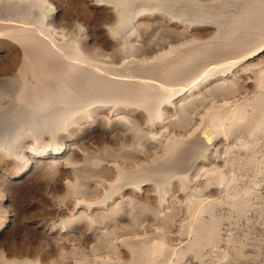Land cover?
Returning a JSON list of instances; mask_svg holds the SVG:
<instances>
[{
  "label": "bare ground",
  "instance_id": "bare-ground-1",
  "mask_svg": "<svg viewBox=\"0 0 264 264\" xmlns=\"http://www.w3.org/2000/svg\"><path fill=\"white\" fill-rule=\"evenodd\" d=\"M88 2L96 14L92 21L78 13L66 23L65 5L54 0H0V60L10 63L12 69L6 79L0 80L9 83L5 92L10 97L7 106H0V209L10 206L13 198L20 201L21 190L42 189L50 212L62 217L70 215L62 230L39 233L31 227L38 235L35 237L45 240L43 251L66 250L56 264L98 260L100 236L105 230L117 225L124 231L148 228L149 190L155 185L149 180L150 167L173 164L187 142L168 136L172 123L179 124L189 109L202 101V96L229 91L237 76L245 78L253 71L255 79L248 81L257 86V92L235 108L233 112L238 117L225 125V116L231 112L215 108L212 113L216 115L208 112L200 117L202 123H213L214 139L195 135L209 150L220 147L225 138L234 134L248 135V142L242 141L238 152L246 157L239 162L243 173L254 176L251 183L239 172L241 184L249 190L245 189L241 197L236 194L232 199L210 200L197 207L181 229L180 250H165L159 242L141 255L144 264H159L164 256L170 258V264H228V256L221 253L219 246L238 251L243 245L232 240L240 230L233 222L264 214V158L261 160L251 150L259 144L256 138L264 129V75L254 70L264 57V0H213L208 9L204 0ZM198 6L205 8L200 10ZM201 11V19L184 21L190 12ZM100 17H115L117 24L100 26ZM196 26L214 32L212 37L187 46H167L160 37L164 31L190 33ZM228 59L232 63L223 64L224 69L221 64V69L214 66ZM197 74L202 75L199 80ZM178 83L188 87L173 94L168 86ZM210 107L214 108L213 104ZM169 113L173 118L168 117ZM75 131L77 138L73 137ZM100 133L105 141L118 145L110 149L112 155L105 162L93 159V152L83 148ZM117 150L122 151L123 166L114 155ZM231 153L228 150L227 159L211 153L212 160L231 168L233 157L239 156ZM258 155L264 154L258 151ZM112 171H116L117 181L114 193L107 194L100 173ZM222 172L203 181L204 192L240 188L239 183L234 184L235 179H240L224 178ZM212 179L214 186L209 184ZM167 192L158 195L160 211L155 217L166 222L175 213L173 206L166 203ZM34 201L37 202L35 198ZM187 206L195 207L196 203ZM217 207L239 219L220 221L212 213ZM111 215L117 217L116 224L100 228V217L108 219ZM16 226L14 215L0 219V264H14L2 248L16 232ZM233 227L234 234L227 233ZM5 229L10 232L4 233ZM84 246L91 250V259ZM212 256H219L218 260L213 262Z\"/></svg>",
  "mask_w": 264,
  "mask_h": 264
},
{
  "label": "rangeland",
  "instance_id": "rangeland-1",
  "mask_svg": "<svg viewBox=\"0 0 264 264\" xmlns=\"http://www.w3.org/2000/svg\"><path fill=\"white\" fill-rule=\"evenodd\" d=\"M54 1L56 3L65 5L63 6V8H65L64 10H65V18H66L65 22L66 23H70L72 21L71 18L77 15L78 13L83 14L82 15L83 18L89 21H92L96 16L94 9L89 6L88 0H59V1L54 0ZM204 2L206 3L204 5L205 7H207L206 9L210 8V6H212V4L214 3L213 0H204ZM204 6H198L197 8L200 7L199 9L203 10L205 8ZM201 13L202 11L199 13L190 12V14L184 17V21L187 23V21H189L190 18H192L193 20L201 19L199 17V14ZM90 15H93V16H90ZM100 16L102 15L100 14ZM98 20L100 22L99 23L100 26L115 27L117 24L115 17L111 19H107V17L106 18L100 17V19ZM213 33L214 32H209L203 29L202 26H196V28L190 33L180 32V33H177L178 35H176L174 32L169 33L167 31H164L160 33V37L164 40L167 46L169 45L175 46V44L187 46L192 43H202V42L208 41L212 37ZM225 63H228V64L232 63V59L220 61L219 64L218 63L216 65L214 64V66H218L217 68H220V67L222 68L223 67L222 65ZM9 64L10 63L6 62L5 60H0V80L1 81L6 79L11 73L12 69L10 68L11 66L9 67ZM222 69H224V67ZM255 69L258 70L257 72L259 73L261 71L260 74L264 75V57L260 62L255 64L254 70ZM254 73L256 74V71H254ZM200 75L198 74L196 75V77H198L196 78V80H199ZM247 75H249V77ZM247 75H245V78L247 77L246 79L244 78V75L237 76L239 78L236 79L234 87L231 88V90L229 89V91H222L219 94L217 92L215 93L216 95L210 94L212 96H208V97L202 96L204 97L202 98V101L203 99L205 100L210 99V101L202 102L200 100L198 104L194 105L193 107L189 109L186 116L179 122V124L172 123L173 128H170L171 130H169L170 133L168 134V136L171 138L183 139V140H186L187 142L185 141L186 144L182 146V149L180 150V153L177 155L178 157L173 161V164H170V165L167 164L165 166L164 165L163 166L154 165L155 168L153 166L150 167L151 171H150L149 180L153 185L154 184L155 185L153 187L154 189L152 188L151 190H149L150 199H149L148 205H149V212L151 215L150 217L151 220H150L148 228H145L143 230H138V231H127V230L124 231V229H119L118 228L119 225H117L116 227H114L115 229L105 230L106 232H104V235L100 236V251L97 252L99 253L98 260L96 261L90 260L89 262H86L85 264H104V261H108L107 264H137V262L138 264H144L141 258L142 253L144 251H149L153 245L158 244L159 242L163 243L165 250H170L173 252L178 251L183 245V242H181L179 239V236L181 235V232H182L181 229L183 225H185L189 221L188 219H190V217L193 216L194 213L197 212L198 210L197 207H200L203 203L208 202L210 200L219 201V200H223L225 197L226 198L228 197V199L229 198L232 199L233 196L236 194H238L239 197H241L243 193L246 192V190H249L247 189V187H245L246 184L244 185L241 184L242 180L244 179L245 176L246 177L248 176L247 178H249L248 180H250L251 182L254 180L252 179L254 178V176L252 175L253 177L251 176L252 177L251 178L248 174L245 173L246 174L245 175L239 164V162L241 161V158H246L239 153L241 151L239 149H241L242 145L244 144L242 141L247 140L245 141V143L248 142V139H249L248 135L247 134L245 135L244 134L243 135L234 134L229 139L225 138L223 141V144H221V146L218 145L220 147L218 148L215 147L213 150H209L206 143H204L203 140L200 139L199 135L198 137L195 136L196 134H200L204 138H206L207 136L206 140L211 141L214 139L216 135V131H214L213 123H211V125L208 123H202L201 118H200L204 115L206 116L208 112H209V115H216V113H212V111H215V110H221L222 112L225 111L227 113L231 112L230 114H228V117L225 116L224 123L225 125H228V126H229V123H231V121H234L236 117H238L239 114H236L233 112L235 108L240 106L241 103L245 102L248 98L250 99V97L254 96V94H256L255 92H257V86L254 87V85L251 84L252 81H248V79H250L251 77L253 78V81H254L255 77L253 75V71H251L250 74H247ZM180 83L183 84L184 82H180ZM185 84L188 85V83L186 82ZM8 85L9 83H6L4 81L3 83H0V99H1L0 106L1 105L7 106L10 103V100H9L10 97L8 95V92H5ZM176 85L173 84V86L172 85L168 86L170 87L173 94L178 89H181V88L184 89L185 87V85L179 86V83ZM211 104H213L214 106V108L212 109H210ZM167 115H169L168 117L173 118L172 113H169ZM262 129L263 127L260 129L261 132L259 131H258L259 133L257 132L259 134V138L257 137L258 134L257 135L255 134V136L257 137L256 139L260 142L254 140L255 138L254 136H253L254 138L252 137L253 140L257 142V144L259 143L258 144L259 146L255 144L257 145L256 147L258 148L254 146L251 148L252 151L256 152L254 154L257 157H260L261 160L264 158V155H263L264 154V135L261 136L264 132V129H263V132H262ZM73 133H74L73 137L77 138L78 132L75 131ZM102 134L103 133L98 134V136H96V138L94 139L91 138L90 141L83 146V148L86 151L93 152V154H91L92 156L94 155L93 159H100L101 161L105 162L106 159L112 155L110 154V149L112 150L116 149L118 145L117 143L114 144V142L111 143L108 140H106L108 141L106 142L105 139H103ZM253 148L254 149L256 148V151ZM121 150H117V152L120 151L119 158L118 156H116L117 152H115L114 155L117 158L119 165L123 166V158H121V155H120L123 150L122 151ZM228 150L232 152L231 156L234 153H238L234 155H239L237 157H233V162H232L233 164L231 168L226 167L225 164H223V162L221 164L220 163L216 164V162L212 160V155L214 153L215 155H218L222 158L227 159ZM258 151L263 156L258 155ZM207 152L210 153V154L208 153V156H207ZM204 156L205 157L207 156V159H204L205 158ZM153 162H154V159L151 158V163ZM236 165L238 166L236 167ZM158 168L160 171L158 170ZM220 171H223L222 173H223L224 178L226 177V178L232 179L234 177L233 179H235L236 177L237 179H240V180L235 179L234 184L239 183V185H241L242 187L240 186V188L238 189L229 188L231 190H228L225 192H221L218 189H217L218 190L217 192L215 188H214L215 192L213 189H210L209 191L204 192L206 186H204L205 183L203 181L206 180L208 177H214V175H217L216 173H220ZM239 172L241 174H244L242 180H241L242 176ZM107 174L100 173V180H102V185L103 183L105 184L103 187L106 190L107 194L114 193L113 189L115 188L114 186L116 185L114 181H117L116 171H112ZM171 180L173 181L171 182ZM244 180L246 181L247 179H244ZM168 183H171L172 185ZM215 183L216 182L213 179L211 182H209V184L212 186L216 185ZM169 185L171 186L169 187ZM239 185L237 184V186ZM166 186L168 187L167 190H166ZM233 186L235 187V185ZM110 188L112 189L110 190ZM39 189L40 188L34 187L32 189H28V190L26 189L24 191L23 190L19 191L20 201H17L15 200V198H13L11 199L12 201L10 202V206L5 207L4 211L0 209V219L2 220L5 218V215H8V214L9 216L10 215L15 216V223L17 224L16 230H15L16 232H14L15 234L14 233L12 234L13 236L11 235L9 238L6 239L7 243L5 242V247L2 248L3 252L8 256V258L12 259L14 264H44V263L45 264H56L60 255L61 254L63 255V252H67L66 250L64 251L62 249L54 251V252L43 251L46 245L45 240H42V238L40 237H35L38 235L34 231L31 230L32 229L31 227H33L34 229H37L39 233H49V232H53L56 230H62L63 226L67 225L66 221L70 219L69 218L70 215L68 216L65 215L62 217V216L56 215L53 211L50 212L49 211L50 205L46 204L47 197L43 193L44 191H42V189L41 190ZM100 192H101L100 193V198H101L104 190ZM161 192L168 193L167 194L168 197L166 198V203H169L171 207L173 206V209L175 210V213L171 215L172 216L171 219L167 222L164 220L163 222L162 220L155 219V217L159 214V211H160V206L157 201L159 198L158 195ZM207 192H209L210 195ZM32 197H33V200H32ZM40 197L41 198L43 197V198L40 199ZM34 198L37 201L36 203L34 201ZM190 202H195L196 206L189 208L187 205ZM23 204L25 205L24 207H23ZM221 210H219V208L217 207L215 211L212 212L213 215H215V217L217 218L219 217L218 219H220V221L221 220L224 221L223 219H225V221L230 220V219L232 221H236L239 219L237 217L235 218L234 214H233L234 216L233 217L230 212L228 214L229 210L228 211H226V209H223L222 211ZM230 215L232 216V218ZM210 216L212 215L210 214ZM259 217L261 218L247 216L245 217V219H243L240 217V220H238L237 223L233 222L235 228L239 229L240 227V230H238L239 232L234 234L233 233L234 227L233 229L231 228L230 230L227 231V233L234 234V237L232 240H234L236 244L243 243V245H241L238 249H236L238 251H233V250L231 251L229 249L223 248L222 246L221 247L219 246L218 249L221 250V253L223 255L225 254L228 256V262H229L228 264H264V214L260 215ZM107 218L108 219L100 217V228H105L108 224H112V226L116 224L117 217L115 215L108 216ZM254 224H256V227L258 226L255 229L253 228ZM87 229L88 228H86V230ZM9 232L10 230L9 231L6 229L4 230V233H9ZM254 246H256L257 248ZM132 247H133V251H132ZM134 247H137V249H135ZM6 248L7 249L9 248V250L7 251ZM84 251H85V254L88 255V257L90 258L92 255V252L89 249V247L84 246ZM36 252H38V254H36ZM131 253L133 254L130 255ZM135 254L136 256H134ZM216 257L217 256H212V259L211 258L210 259L214 262L215 260L216 261L218 260L219 256L217 258ZM207 262L210 263L208 260H206V263ZM170 263H172L170 258L169 257L167 258L166 256L161 258L159 262V264H170ZM69 264H73V263H69Z\"/></svg>",
  "mask_w": 264,
  "mask_h": 264
}]
</instances>
